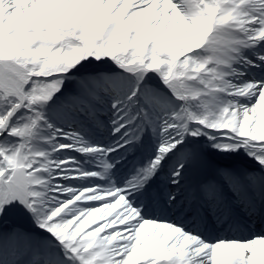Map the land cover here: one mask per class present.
Wrapping results in <instances>:
<instances>
[{
    "label": "snow or ice",
    "instance_id": "snow-or-ice-1",
    "mask_svg": "<svg viewBox=\"0 0 264 264\" xmlns=\"http://www.w3.org/2000/svg\"><path fill=\"white\" fill-rule=\"evenodd\" d=\"M0 264H264V0H0Z\"/></svg>",
    "mask_w": 264,
    "mask_h": 264
},
{
    "label": "bare ground",
    "instance_id": "bare-ground-1",
    "mask_svg": "<svg viewBox=\"0 0 264 264\" xmlns=\"http://www.w3.org/2000/svg\"><path fill=\"white\" fill-rule=\"evenodd\" d=\"M122 176H123V174H122ZM122 176H121V177H122Z\"/></svg>",
    "mask_w": 264,
    "mask_h": 264
}]
</instances>
